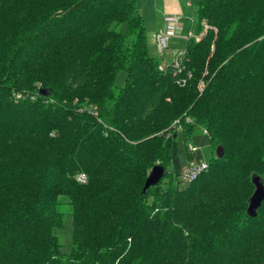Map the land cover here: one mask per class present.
<instances>
[{"label": "trees", "instance_id": "16d2710c", "mask_svg": "<svg viewBox=\"0 0 264 264\" xmlns=\"http://www.w3.org/2000/svg\"><path fill=\"white\" fill-rule=\"evenodd\" d=\"M193 16L183 69L160 70L137 0H0V264H264V0Z\"/></svg>", "mask_w": 264, "mask_h": 264}, {"label": "rangeland", "instance_id": "374dc122", "mask_svg": "<svg viewBox=\"0 0 264 264\" xmlns=\"http://www.w3.org/2000/svg\"><path fill=\"white\" fill-rule=\"evenodd\" d=\"M182 0H137V6L144 17L145 29L148 39L149 54L161 61V64H172L177 62L185 54L188 38L192 35L194 19L192 21L194 9L198 7L201 0H188L189 8L182 9ZM184 1V0H183ZM181 27L183 29L182 37H176L173 34V28ZM125 29V28H123ZM208 25L204 24V30L196 39L205 35ZM164 32L171 34L168 49L160 54L157 46L156 37L158 33ZM126 74L121 71L117 75L116 86L123 87L126 82ZM179 159L182 174L186 173L191 164L208 163L212 151L210 147L209 136L201 131L190 143L180 141ZM195 147L196 152L191 148ZM196 154V155H194ZM186 181H183V186ZM54 233L58 236L61 244V252L68 255L71 250L73 221L72 216L66 214L63 217L61 228H55Z\"/></svg>", "mask_w": 264, "mask_h": 264}, {"label": "built area", "instance_id": "2783aa9c", "mask_svg": "<svg viewBox=\"0 0 264 264\" xmlns=\"http://www.w3.org/2000/svg\"><path fill=\"white\" fill-rule=\"evenodd\" d=\"M180 30H181L180 27H176V28H174L173 33H175V32L180 33ZM170 37H171V34H167L164 32L158 33V35L156 37V41H157V46H158V50H159L160 54L164 53L168 49ZM190 37H192V35ZM181 63H182V57H180V59L177 62H174L173 65L177 70L181 71L183 69L181 66ZM164 67L165 66L162 65L159 67V69L164 70ZM191 151L196 152L197 149L195 147H192ZM207 167H208V163H200L197 165L191 164L190 167L188 168V170L186 171V173L183 174L182 179L186 182H190V181L194 180L201 172L206 170ZM78 180L80 182H85L86 181L85 175L84 174L79 175Z\"/></svg>", "mask_w": 264, "mask_h": 264}, {"label": "water", "instance_id": "95a60500", "mask_svg": "<svg viewBox=\"0 0 264 264\" xmlns=\"http://www.w3.org/2000/svg\"><path fill=\"white\" fill-rule=\"evenodd\" d=\"M165 175V169L162 166H155L153 169L150 171L146 182H145V191L148 190L149 188L157 185L161 179ZM264 200V188L262 185L258 184L255 194L253 197L249 200V214L252 217L257 216V210L260 207Z\"/></svg>", "mask_w": 264, "mask_h": 264}, {"label": "crops", "instance_id": "0c3cea01", "mask_svg": "<svg viewBox=\"0 0 264 264\" xmlns=\"http://www.w3.org/2000/svg\"><path fill=\"white\" fill-rule=\"evenodd\" d=\"M180 3L182 4V9H184V8H189V3H188V0H182V1H180ZM195 10V9H194ZM194 12V11H193ZM191 18H192V21H193V19H194V16L192 15L191 16ZM181 28V27H180ZM162 32V31H161ZM172 32H174V28H173V31ZM176 37H182V35H183V29L181 28V30H180V33H173ZM174 63V62H173ZM172 63V64H173ZM163 65V64H162ZM166 65H170V64H168V63H166V64H164L163 66H166Z\"/></svg>", "mask_w": 264, "mask_h": 264}]
</instances>
